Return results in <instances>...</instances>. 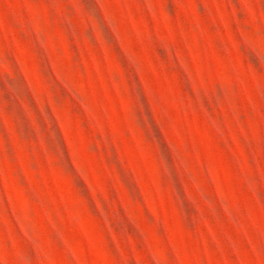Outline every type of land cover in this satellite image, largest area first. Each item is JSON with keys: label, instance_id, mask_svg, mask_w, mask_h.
Masks as SVG:
<instances>
[{"label": "rangeland", "instance_id": "obj_1", "mask_svg": "<svg viewBox=\"0 0 264 264\" xmlns=\"http://www.w3.org/2000/svg\"><path fill=\"white\" fill-rule=\"evenodd\" d=\"M0 264H264V0H0Z\"/></svg>", "mask_w": 264, "mask_h": 264}]
</instances>
